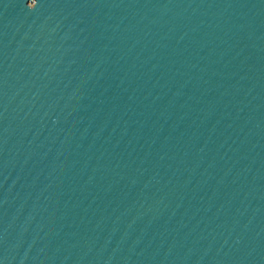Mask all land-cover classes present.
<instances>
[{
	"label": "water",
	"instance_id": "obj_1",
	"mask_svg": "<svg viewBox=\"0 0 264 264\" xmlns=\"http://www.w3.org/2000/svg\"><path fill=\"white\" fill-rule=\"evenodd\" d=\"M0 264H264V0H0Z\"/></svg>",
	"mask_w": 264,
	"mask_h": 264
}]
</instances>
